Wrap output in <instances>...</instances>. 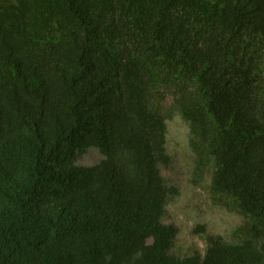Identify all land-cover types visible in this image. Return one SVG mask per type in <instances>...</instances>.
<instances>
[{
  "label": "trees",
  "instance_id": "1",
  "mask_svg": "<svg viewBox=\"0 0 264 264\" xmlns=\"http://www.w3.org/2000/svg\"><path fill=\"white\" fill-rule=\"evenodd\" d=\"M176 111L241 217L189 254ZM0 264H264V0H0Z\"/></svg>",
  "mask_w": 264,
  "mask_h": 264
},
{
  "label": "rangeland",
  "instance_id": "2",
  "mask_svg": "<svg viewBox=\"0 0 264 264\" xmlns=\"http://www.w3.org/2000/svg\"><path fill=\"white\" fill-rule=\"evenodd\" d=\"M189 124L179 111L168 120L167 148L174 157L173 167L163 168L162 173L180 189L167 207V218L179 226L176 249L181 254L192 249L203 251L206 235L220 232L227 235L240 221L241 217L226 208L213 203L209 193L210 177L207 173L200 177L195 172L192 152L188 144ZM99 153L91 148L77 159V162L91 164L99 158ZM204 225V230L197 229Z\"/></svg>",
  "mask_w": 264,
  "mask_h": 264
}]
</instances>
